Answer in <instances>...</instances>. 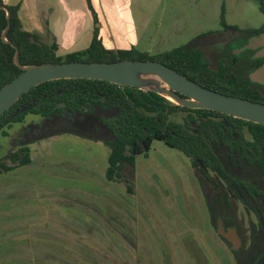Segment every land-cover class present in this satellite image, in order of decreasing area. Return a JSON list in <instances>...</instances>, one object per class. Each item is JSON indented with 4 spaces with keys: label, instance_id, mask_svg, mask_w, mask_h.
<instances>
[{
    "label": "rangeland",
    "instance_id": "obj_1",
    "mask_svg": "<svg viewBox=\"0 0 264 264\" xmlns=\"http://www.w3.org/2000/svg\"><path fill=\"white\" fill-rule=\"evenodd\" d=\"M222 7L228 25L264 24L257 0H159L139 47L155 54L202 36L196 43L214 68L205 47L222 30ZM99 114L107 113L32 142L33 162L0 174V264H236L211 213L236 222L245 245L255 215L239 201L209 207L188 157L160 140L125 166L126 182L107 180ZM40 121L27 114L0 134V158L17 148L23 125Z\"/></svg>",
    "mask_w": 264,
    "mask_h": 264
},
{
    "label": "trees",
    "instance_id": "obj_2",
    "mask_svg": "<svg viewBox=\"0 0 264 264\" xmlns=\"http://www.w3.org/2000/svg\"><path fill=\"white\" fill-rule=\"evenodd\" d=\"M257 1L264 14V0ZM1 5L10 12L6 39L17 46L19 61L23 65L156 60L204 87L264 103V86L251 82L247 76L237 75L234 70H225L221 65L217 70L209 66L196 43L202 36L193 38L186 45L155 54L135 47L108 49L102 43L98 20L89 3L94 26L88 47L59 56L55 41L46 44L36 34L22 29L17 14L19 5H5L0 0ZM223 13L222 7L220 23L223 32L249 36L264 31V24L256 29L228 25ZM5 26L6 11L0 9V36ZM14 52L11 44L0 39V88L21 72L13 63ZM21 107L26 109L20 111ZM96 110L107 113L99 114V128L93 126L95 132L107 136L102 137L109 150L105 170L107 180L126 182L123 176L125 166L133 168L138 154L147 156L153 140L163 141L188 157L209 207L213 204L218 208L230 207V199L231 202H241L247 212L255 215L256 221L249 222V244L245 245L243 240L241 248L233 254L236 264H264V125L214 110L180 106L155 92L108 81L85 78L50 80L23 93L0 116V134L5 136L8 135L7 129L14 123L23 122L27 114L41 118L40 122L23 125L12 139L17 148L0 158V174L30 164L29 145L32 142L74 130L73 125L85 124L88 121L85 115H92ZM211 214L215 222L216 215L221 213ZM232 224L238 228L236 222Z\"/></svg>",
    "mask_w": 264,
    "mask_h": 264
},
{
    "label": "water",
    "instance_id": "obj_3",
    "mask_svg": "<svg viewBox=\"0 0 264 264\" xmlns=\"http://www.w3.org/2000/svg\"><path fill=\"white\" fill-rule=\"evenodd\" d=\"M6 26L0 39L15 49L13 63L21 70L0 88V116L26 91L45 81L57 79H97L119 86H130L155 92L170 98L177 105L191 109H208L264 125V103L227 95L202 86L196 81L156 60L122 59L113 62L63 61L23 65L19 61L18 48L6 39L10 26V12L6 6ZM263 62L248 74L251 82L264 86V31L248 39L241 49H256ZM26 107H21L24 111ZM216 233L222 236L230 248L237 251L242 241L235 226L225 227L220 215L215 220Z\"/></svg>",
    "mask_w": 264,
    "mask_h": 264
},
{
    "label": "crops",
    "instance_id": "obj_4",
    "mask_svg": "<svg viewBox=\"0 0 264 264\" xmlns=\"http://www.w3.org/2000/svg\"><path fill=\"white\" fill-rule=\"evenodd\" d=\"M2 2L5 5H19L17 14L22 29L36 34L46 44L55 41L56 54L59 56L82 51L88 47L94 26L89 3L96 14L103 45L114 50L131 47L142 50L139 42L154 8L159 4V0H2ZM29 147L32 163L31 145ZM26 166L14 168L10 172L15 170L19 172Z\"/></svg>",
    "mask_w": 264,
    "mask_h": 264
},
{
    "label": "flooded vegetation",
    "instance_id": "obj_5",
    "mask_svg": "<svg viewBox=\"0 0 264 264\" xmlns=\"http://www.w3.org/2000/svg\"><path fill=\"white\" fill-rule=\"evenodd\" d=\"M260 32L253 33L249 36L242 35L240 33L238 34L236 32L235 33L228 31L223 32L221 30L214 33L213 38L210 40L213 42H210L205 47L206 52H208V54H210V56H212L215 60V67L213 69L217 70L218 66L221 65L225 70H229V71L234 70L237 75H240L241 77L244 76L248 77L249 72L255 69L256 67H258L263 62V58L257 56V51L259 48L256 49H241V48L248 43L249 38L258 35ZM197 46L202 50L203 57H205L203 52V45L198 44ZM250 60H252V62H250ZM256 62L258 63L254 67H252L253 64ZM245 71H248L247 75H245ZM245 136H247V132L245 133ZM229 201L231 200L229 199ZM217 216L218 215H216V217ZM221 218L223 219L222 216ZM223 222L225 227L235 226L232 223L228 224L227 222L224 221V219ZM236 229L243 244V239L238 231V228L236 227ZM220 237L229 245L230 248V244L222 236ZM230 250L233 253L234 250H232L231 248Z\"/></svg>",
    "mask_w": 264,
    "mask_h": 264
},
{
    "label": "bare ground",
    "instance_id": "obj_6",
    "mask_svg": "<svg viewBox=\"0 0 264 264\" xmlns=\"http://www.w3.org/2000/svg\"><path fill=\"white\" fill-rule=\"evenodd\" d=\"M169 100H171L170 98H168ZM171 101H173V100H171Z\"/></svg>",
    "mask_w": 264,
    "mask_h": 264
}]
</instances>
